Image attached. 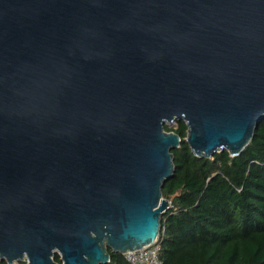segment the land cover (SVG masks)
Masks as SVG:
<instances>
[{"label":"water","instance_id":"1","mask_svg":"<svg viewBox=\"0 0 264 264\" xmlns=\"http://www.w3.org/2000/svg\"><path fill=\"white\" fill-rule=\"evenodd\" d=\"M263 118L264 0H0V262L151 245L165 126L237 157Z\"/></svg>","mask_w":264,"mask_h":264},{"label":"trees","instance_id":"2","mask_svg":"<svg viewBox=\"0 0 264 264\" xmlns=\"http://www.w3.org/2000/svg\"><path fill=\"white\" fill-rule=\"evenodd\" d=\"M176 126H165L181 144L162 188L170 202L161 219L162 264H264V118L237 157L227 151L196 157L185 141L186 123ZM109 254L108 264H130L125 255ZM54 261L61 263L58 254Z\"/></svg>","mask_w":264,"mask_h":264},{"label":"built area","instance_id":"3","mask_svg":"<svg viewBox=\"0 0 264 264\" xmlns=\"http://www.w3.org/2000/svg\"><path fill=\"white\" fill-rule=\"evenodd\" d=\"M159 237L149 246L143 247L140 250L129 252L126 254L130 264H162L160 260V242ZM15 262L14 264H19ZM1 264V263H0Z\"/></svg>","mask_w":264,"mask_h":264},{"label":"rangeland","instance_id":"4","mask_svg":"<svg viewBox=\"0 0 264 264\" xmlns=\"http://www.w3.org/2000/svg\"><path fill=\"white\" fill-rule=\"evenodd\" d=\"M166 126H168L169 128H172V129H175L177 127L176 122L173 124H170V125L167 124ZM18 262H20L19 264H27V259H23V260L18 261ZM4 263L8 264L6 261H4Z\"/></svg>","mask_w":264,"mask_h":264}]
</instances>
